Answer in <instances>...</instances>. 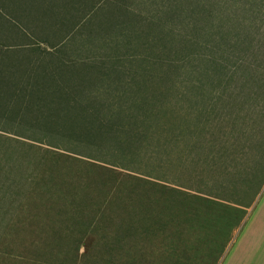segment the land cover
<instances>
[{
	"label": "rangeland",
	"instance_id": "374dc122",
	"mask_svg": "<svg viewBox=\"0 0 264 264\" xmlns=\"http://www.w3.org/2000/svg\"><path fill=\"white\" fill-rule=\"evenodd\" d=\"M120 120L151 128L125 160ZM252 232L264 0H0V264H221Z\"/></svg>",
	"mask_w": 264,
	"mask_h": 264
},
{
	"label": "crops",
	"instance_id": "0c3cea01",
	"mask_svg": "<svg viewBox=\"0 0 264 264\" xmlns=\"http://www.w3.org/2000/svg\"><path fill=\"white\" fill-rule=\"evenodd\" d=\"M117 80L116 87H111L110 91H115L120 95V77ZM244 244V247L233 252L238 245L236 243L232 250L223 258L221 264H264V240L255 236L254 232H252L251 236L245 237Z\"/></svg>",
	"mask_w": 264,
	"mask_h": 264
},
{
	"label": "trees",
	"instance_id": "16d2710c",
	"mask_svg": "<svg viewBox=\"0 0 264 264\" xmlns=\"http://www.w3.org/2000/svg\"><path fill=\"white\" fill-rule=\"evenodd\" d=\"M120 122H121L120 123V145L124 148L121 151L123 155H121L120 157L124 158V160H125V158H127V156H128L125 153L130 152L133 154H137L139 152V150H141L139 148L141 146V142L144 138L148 139L147 136L150 135L149 131L151 128L144 127L142 125H132L133 123L131 121H127V120H125V121L120 120ZM104 128H106V127H104ZM104 128H102V131ZM117 129H118V127H110L109 135L113 134V132L115 130H116V132H114V134L116 135ZM152 135L155 136V133H152ZM148 140L151 142V138ZM153 140H155V139H153ZM155 141L157 143H159L158 140H155ZM120 162H122V161L120 160ZM125 165L126 164L123 162L120 163V166H125Z\"/></svg>",
	"mask_w": 264,
	"mask_h": 264
}]
</instances>
